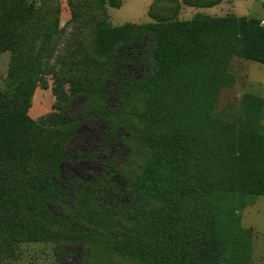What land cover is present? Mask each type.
<instances>
[{
  "label": "trees",
  "instance_id": "obj_1",
  "mask_svg": "<svg viewBox=\"0 0 264 264\" xmlns=\"http://www.w3.org/2000/svg\"><path fill=\"white\" fill-rule=\"evenodd\" d=\"M163 1L150 5L147 14L152 22L113 26L107 8H119L120 0H68L72 10L70 30L55 55L60 69L56 86L51 87L55 98L52 110L58 113H48L36 124L37 120L28 116L33 94L30 100L24 99L21 84L36 70L41 75L48 68L50 55L42 46L29 43L21 62L15 63V69L9 73L12 84L0 90V184L31 183L36 185L38 203L49 200L74 210L87 193L96 194L97 186L105 183L88 180L87 183L94 184L92 190L86 187L87 183L69 175L66 185L60 186L57 179L64 174L63 164L96 161L116 141L119 112L139 92L156 103L158 99L152 100L151 86L162 81H178V95L195 97L194 87L198 86V101L191 105L194 112L193 106L198 103V133L201 128L224 130L213 125L210 116L212 102L226 86L222 70L234 57L264 65V26L257 19L238 16L198 13L190 20L177 18L181 5L209 8L222 0H166L170 5L162 4ZM52 16L49 34L55 35L60 30L59 11L55 10ZM22 52L14 46L12 57L18 58ZM77 96L84 97L80 104L82 112L72 115L69 109ZM89 118L101 124L103 137L94 150L73 155L67 146L78 127ZM178 121L179 129L169 135L141 133V140L157 150V157L135 172L123 162L116 166V171L107 173L105 178L118 173L128 179L121 183L107 181L112 186L111 192L104 193L108 199L102 203L95 197L93 207L87 204L91 217L85 221L96 226L100 236L110 241L119 254L144 258L150 264H217V197L235 190L234 178L228 177L233 170L219 173L216 181L206 187L199 184L204 178L198 173V189L194 188L187 179L188 162L197 142L196 122L188 121L185 113ZM16 131L23 141L15 136ZM204 142L201 139L200 143L198 136V144ZM24 144L35 152L17 157L18 145ZM206 154L198 150V160ZM111 158L107 159L105 171L116 169ZM160 170L175 176L176 181L165 185ZM259 186L264 188V183ZM183 200H191V205L184 206ZM37 212L59 230L69 225V219L51 218L40 203ZM46 236L62 238L60 232H47Z\"/></svg>",
  "mask_w": 264,
  "mask_h": 264
},
{
  "label": "rangeland",
  "instance_id": "obj_2",
  "mask_svg": "<svg viewBox=\"0 0 264 264\" xmlns=\"http://www.w3.org/2000/svg\"><path fill=\"white\" fill-rule=\"evenodd\" d=\"M120 1L119 8H107L113 26L149 22L146 3L142 0ZM162 4L172 3L164 0ZM227 9L225 15L218 17H236ZM55 10L59 11L60 30L50 35L49 27ZM197 11L200 9L181 5L177 18L190 20L200 13ZM71 18L68 0H0L1 91L12 84L9 73L15 69V63L21 62L32 41V45L43 47L50 60L46 64L48 68L41 75L36 70L26 81L23 80L21 89L24 99L30 100L37 88L56 86L60 64L55 62V55L67 37ZM244 18L257 19L252 16ZM257 20L264 26L263 21ZM14 46H19L23 51L18 58L12 57ZM221 76L226 86L219 90L212 102L210 116L213 125H220L224 130L201 128L198 133V103L197 107L193 106L194 112L191 107L193 101H198V86L194 87L195 97L191 94L178 95V81H162L156 87L151 86L152 100L158 99L156 103L149 102L148 95L139 92L119 112L116 141L96 161L65 162L64 174L57 179L60 186L66 185L69 175L76 176L84 184L96 179L105 184L97 186L96 194L87 193L85 196L88 198L77 202L74 210L61 207L54 201L39 202L51 218L69 219V225L61 230L37 212L36 185L1 183L0 264H150L144 258L116 253L111 242L100 236L96 226L86 224L85 219L91 217L86 205L93 207L95 197L102 203L108 199L104 193L111 192L112 186L107 181L121 183L128 179L118 173L105 178L108 177L107 173L118 169L116 166L124 162L128 170L135 172L145 162L154 160L158 155L157 150L141 140V133L150 131L154 135H169L179 129L178 118L182 113H185L188 121L196 122L194 134L197 142L188 162L187 181L198 189V173L204 178L199 184L206 187L209 182L216 181L219 173L233 170L228 177L234 178L235 190L224 197H217L220 206L217 264H264V188L259 186L264 183V65L234 57L228 61ZM38 98L41 102L45 97ZM52 99L55 101V98ZM83 100V96L75 97L69 113L80 114ZM46 109L49 113H58L49 105ZM45 127L50 129L48 125ZM102 133L101 124L89 118L78 127L67 150L73 155L92 151L103 137ZM15 136L23 141L18 131ZM198 136L200 143L202 139L204 144H198ZM30 147L18 145L17 157L24 158L25 154L34 153L35 150ZM198 150L201 154L207 153L203 159L198 160ZM111 156L116 169L108 168L105 171L107 159ZM160 177L165 185L176 181V177L166 170H160ZM85 185L87 188L94 186L91 183ZM252 185L256 187H249ZM183 201L184 206L191 205V200ZM51 231L60 232L62 238L46 236Z\"/></svg>",
  "mask_w": 264,
  "mask_h": 264
},
{
  "label": "crops",
  "instance_id": "obj_3",
  "mask_svg": "<svg viewBox=\"0 0 264 264\" xmlns=\"http://www.w3.org/2000/svg\"><path fill=\"white\" fill-rule=\"evenodd\" d=\"M156 0H142L144 4L146 3L147 12L150 5ZM258 4H261L258 5ZM229 12L233 13L236 16H243L248 17L252 16L264 22V0H222V2L218 5L209 7V8H196L197 10L200 9V12L205 15L209 16H223L227 13L228 9ZM194 8V7H191ZM227 9V10H226ZM226 11V12H225ZM148 15V14H147ZM258 15V16H254ZM149 22L152 20L149 18ZM147 22V23H149ZM39 96L45 97L42 101H39ZM54 98L51 90V86L46 89L37 88L34 91L32 104L28 110V116L33 119L37 120L40 117L48 114V110L46 109L49 105L51 107L54 104Z\"/></svg>",
  "mask_w": 264,
  "mask_h": 264
}]
</instances>
